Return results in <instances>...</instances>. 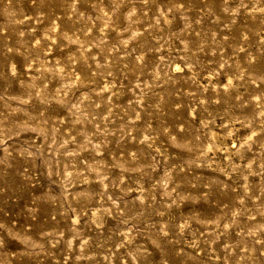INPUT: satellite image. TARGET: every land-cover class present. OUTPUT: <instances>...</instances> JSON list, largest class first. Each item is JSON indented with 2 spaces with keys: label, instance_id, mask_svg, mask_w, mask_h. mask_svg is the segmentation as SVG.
Instances as JSON below:
<instances>
[{
  "label": "rangeland",
  "instance_id": "rangeland-1",
  "mask_svg": "<svg viewBox=\"0 0 264 264\" xmlns=\"http://www.w3.org/2000/svg\"><path fill=\"white\" fill-rule=\"evenodd\" d=\"M244 2L247 8L241 0H77L74 12L73 0H12L10 6L0 0V112L22 109L11 117L15 124L30 118L39 124L35 118L42 117L45 132L59 129L60 142L75 138L67 151L86 143L84 133L92 140L75 169L63 155L51 178L42 160L19 155L21 146L47 148L50 140L26 132L8 141L12 167L0 165V221L30 226L44 250L26 254L14 243L0 264H132L128 253L137 249V264H264V13ZM41 12L47 18L38 23ZM25 17L31 18L14 23ZM53 24L56 33L45 40ZM37 39L44 48L33 63L22 41L34 46ZM41 60L44 76L30 87ZM11 63L17 78L10 77ZM61 68L75 76L62 80ZM76 77L84 85L60 91ZM41 89L50 103H23ZM85 92L100 107L73 115ZM106 129V146L97 154ZM145 137L152 147L142 143ZM153 158L155 170L148 167ZM66 164L89 183L74 177L65 190ZM137 168L143 172L131 170ZM103 175L108 179L101 183ZM142 193L144 216L125 225L121 215H105L97 238L92 212L113 207L112 197L123 218L135 216ZM77 213V231L91 238L83 253L81 239L73 240ZM150 225L156 232L167 226L168 237L151 235ZM133 228L132 245L117 247L125 241L121 233ZM49 233L63 238L53 246L59 235Z\"/></svg>",
  "mask_w": 264,
  "mask_h": 264
},
{
  "label": "clouds",
  "instance_id": "clouds-1",
  "mask_svg": "<svg viewBox=\"0 0 264 264\" xmlns=\"http://www.w3.org/2000/svg\"><path fill=\"white\" fill-rule=\"evenodd\" d=\"M12 0H8V5H11ZM35 2V0H33V3ZM43 2V0H42ZM77 2V0H73V11L75 12V3ZM147 2V0H145V3ZM249 3H251L253 5V11L254 12H260V13H264V6H260L261 5V0H248ZM241 7L243 8H247V4L244 2V0H241ZM10 16H14V13H9ZM31 17H25L24 20H15L14 23L15 24H23L25 23V20L30 19ZM47 17L44 15L43 12H41L40 16L37 18V22H41L42 20L46 19ZM71 19V17H70ZM56 28L57 26L55 24H53V27L51 29L48 30L46 37L44 38L49 39L52 38L53 35L56 33ZM5 31V29L0 28V33H3ZM33 31H35V29H33ZM19 35L21 37H25L27 34L25 32H20ZM71 42V40H70ZM53 43H55V39H53ZM23 46L25 47V53L30 57L33 58V63L36 62V58L39 57L40 52L43 50L44 48V44L42 43V40L37 39L35 41V45L32 46L30 45V42L25 40L22 41ZM4 47H7V45L5 44ZM8 52H12L13 48H7ZM45 64L46 61L41 60L40 61V76L38 77H33V84L30 85V87H35V80L36 79H40L44 76V72H45ZM29 67H32V65H29ZM51 71V70H49ZM9 73H10V77L11 78H17L18 77V70H17V66L15 63H11L10 65V69H9ZM60 74H61V79H71V77L75 76V73H70V72H66L64 68L60 69ZM3 74L0 73V76H2ZM81 85H84V81L81 80L79 77H76L74 81L70 82V83H66L64 84L63 88L60 89V91L62 92H70L73 88H77ZM232 86V81H229L228 87ZM44 89H41L40 91L35 93V96L33 95H29L28 99L23 101V103L27 104L29 102V100H33L35 98H40L42 103H50V101L43 95ZM61 102L64 103L65 105L71 103V97L69 98L68 101H64L63 99H61ZM87 102V103H86ZM138 103H142V97L138 98L137 100ZM93 104L95 105V107L99 108L100 104L95 103V101L92 100V96L90 92H85V94L83 95V97L81 99H79L74 105L73 108L75 109V112L73 113V115H75L76 113H81V115H83L82 109L84 108H88L91 109ZM37 111H39V109H36ZM22 111V109H11V111L8 113V115H5L4 113L0 112V149L3 150L4 152V157L0 158V165H5L7 168H11L12 165L10 163H8V160L10 157H12V151H10V145L8 144L9 140H15L17 138H19L23 133L26 132H36L38 133V136L43 137L45 140V143L48 144L49 140H50V144H48V147L45 148L43 146H35V145H30L29 147H23L21 146L19 149V155L21 157H25L27 158L29 161L31 162H35L37 160H42L43 164L45 167H47L48 169V176L51 178L53 175H55L56 173L53 171V167L58 165L60 163L59 158L63 155H67V157L71 158V163L70 166L75 169L76 167V160L75 158L78 157L80 155L81 152L88 150L89 147L92 146V140L91 137L88 136L87 133H84V135L86 136V143L84 145H78L77 149L74 151H67L68 145L69 144H73L75 143V138L71 139V140H63V142H60L59 137H58V132L59 129H52L49 130L48 132H45L43 130V124L45 123L44 119L42 117H38L35 119H39L41 121V123L39 124H35V120L33 118H30L29 120H26L23 124H15L12 122L11 117L16 113ZM105 119H107V117H105ZM136 119H139V115H137ZM82 122L81 120H77V123ZM91 122V121H89ZM59 123V122H58ZM35 125V126H33ZM183 130V129H182ZM97 132H99V129H97ZM112 135H115V133H111ZM107 135H109V133L107 132V129L104 132V136L105 139L101 141V143H98L94 146V150L97 154H100V150L103 146H106L107 140L106 137ZM125 135H127V133H122L120 135V141H123L125 138ZM253 136L257 135V133H253ZM252 136L248 137V140H251ZM150 138L149 137H145V140L142 141V143L145 142H149ZM173 141L175 143V138H173ZM152 143L149 142V147H152ZM35 147V151L30 150V148ZM215 146L213 145V148ZM243 147V146H241ZM210 151L212 149H209ZM204 155H207V153H204ZM132 159L133 162L136 161L137 159V154L133 153L132 154ZM159 163V161H157L155 158H153V162L151 165H149L148 167H150L152 170H155L156 165ZM68 167L69 165L66 164L65 168H64V172L66 173V175L64 176L63 179V183L65 186V190H67V187L73 182V178H76V182H83L85 184L89 183L87 178H83L82 180L80 179L81 177L84 176L83 173H79V172H69L68 171ZM122 167V171L125 170H129V169H124L123 166ZM88 169L86 168L85 171H87ZM92 170L95 171V167H92ZM134 171H141L143 172V168H137V169H131ZM25 172H27V169H25ZM165 183H164V188L167 189L168 184L167 181L171 179V171L170 170H166L165 171ZM108 176L107 175H103L102 179H101V183H103L104 180H107ZM114 186V185H112ZM109 185H105V188H108ZM0 191H3L2 188H0ZM166 194L170 195V193ZM83 195V194H82ZM103 195H107V193H103ZM109 200L112 201V206L111 208H105L103 204H101V206L99 208H97L95 211L92 212V219H91V223L95 225L96 230H97V238H99L100 235H102V233L99 231L101 229L104 228V221L102 219L103 216L108 215H114V214H119L121 215V218L123 220V223L125 225H128L130 221H135L137 219H139L140 217L144 216L145 214V197L143 195V193L141 194V197L139 198V205L140 208L139 209H133L134 211H136V215L133 216L131 214V212H128V218H123V214L120 213V208H119V204L117 203L116 200L112 199V197H109ZM169 207H171V205H169ZM30 213H35V209H30L29 210ZM33 219H35V217L33 216ZM80 222V214L77 213L76 214V218L73 220V240L75 239H81V245H80V250L81 253H83L85 247L90 245L91 242V238H83L81 236V233L79 231H77L76 225H78ZM15 225V221H13L12 223H5L3 221H0V256L4 255L5 253H7L8 251H11L10 246L14 243L16 244H23L25 246V250H26V254L27 253V249L31 248L32 249V253L34 255H39L40 251L44 250V245L43 244H38L36 243V241L34 240V233L32 231V228L29 226L27 228L25 227H20V228H16L14 227ZM188 225H182L181 226V234H183V229L187 228ZM151 235L157 236V237H161L166 239L168 237L169 234V229L167 228V226L165 227H161L159 228V231L156 232L153 226H149L148 230H147ZM134 232V228L133 229H129L126 232H122L121 235L123 237H125V241L122 242L121 244H119L117 247H124L125 243L128 245H132L133 240L135 239V236L133 235ZM141 233L136 232L135 235H140ZM50 237H55L57 235H59V239H53L52 240V244L53 246H55L56 244L60 243L61 239L63 238V234H56V233H49L48 234ZM194 235V234H193ZM68 246H69V250H71L72 248V241H68ZM104 243V242H102ZM139 252V249L136 250V252H129V256H131L132 258V264H137V253ZM85 257H83V255L78 256L77 259H83ZM87 259L91 260L94 259V257H86ZM106 260L110 261V257H105Z\"/></svg>",
  "mask_w": 264,
  "mask_h": 264
},
{
  "label": "bare ground",
  "instance_id": "bare-ground-1",
  "mask_svg": "<svg viewBox=\"0 0 264 264\" xmlns=\"http://www.w3.org/2000/svg\"><path fill=\"white\" fill-rule=\"evenodd\" d=\"M179 66V65H178ZM175 67H177V66H175ZM98 68V67H97ZM178 68V67H177ZM96 69V68H95ZM99 71V70H98ZM216 134V133H215ZM218 134V133H217ZM211 136V135H210ZM215 136V135H214ZM212 138V137H211ZM215 139V138H214Z\"/></svg>",
  "mask_w": 264,
  "mask_h": 264
}]
</instances>
